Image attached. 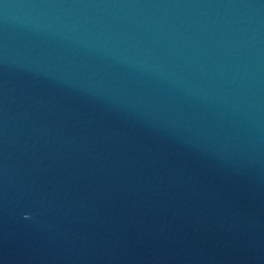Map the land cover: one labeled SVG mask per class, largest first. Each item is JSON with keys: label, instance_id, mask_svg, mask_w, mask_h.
<instances>
[{"label": "water", "instance_id": "water-1", "mask_svg": "<svg viewBox=\"0 0 264 264\" xmlns=\"http://www.w3.org/2000/svg\"><path fill=\"white\" fill-rule=\"evenodd\" d=\"M0 264H264V0H0Z\"/></svg>", "mask_w": 264, "mask_h": 264}]
</instances>
